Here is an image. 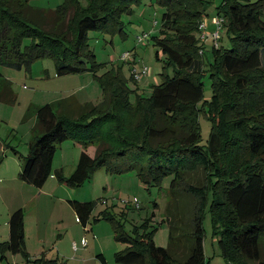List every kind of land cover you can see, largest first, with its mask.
Instances as JSON below:
<instances>
[{"label": "trees", "instance_id": "trees-1", "mask_svg": "<svg viewBox=\"0 0 264 264\" xmlns=\"http://www.w3.org/2000/svg\"><path fill=\"white\" fill-rule=\"evenodd\" d=\"M156 1L164 9L163 37L153 39L174 75L133 105L120 73L97 76L102 64L95 60L89 33L123 32L121 15L140 0H89L88 8L79 0H64L52 12L33 8L28 0H0V66L30 70L34 62L52 58L58 76L91 72L104 93L97 104H81L70 96L35 108L36 126L20 178L41 189L52 173L57 146L71 139L84 151L68 178L60 170L56 176L72 188L102 167L111 172L136 169L142 182L153 186L173 177L163 220L169 225L167 247L155 244L153 232L132 235L122 222L105 216L115 222V240L128 245L116 253V263L209 264L204 247L209 207L226 263L264 264V0H223L218 15L231 46L214 48L202 72L196 68L206 62L205 54H199L203 47L196 34L208 3ZM204 77L211 81L209 101L204 99ZM0 100L16 101L12 82L1 72ZM200 113L212 125L206 145L200 144ZM93 144L97 150L92 157L86 149ZM185 171L203 173L184 190L188 205L177 192ZM69 204L86 228L93 203ZM8 225L1 253H23L29 260L22 208L10 215ZM99 259L105 263L103 255ZM34 263L58 264V259L41 257Z\"/></svg>", "mask_w": 264, "mask_h": 264}, {"label": "rangeland", "instance_id": "rangeland-1", "mask_svg": "<svg viewBox=\"0 0 264 264\" xmlns=\"http://www.w3.org/2000/svg\"><path fill=\"white\" fill-rule=\"evenodd\" d=\"M28 1L35 7L55 10L64 0ZM204 1L208 4L202 19L203 27L196 34L200 47H203L199 54L202 58L205 54L206 61L202 60L201 66L196 68L201 72L212 59L214 48L222 50L231 46L225 26L219 29L217 43L212 38V34L217 31L215 21L220 17L218 7L223 0ZM79 2L83 8H88L89 0ZM163 12L164 9L158 1L140 0L132 5L130 12L121 15L123 32L117 29L112 33H89V45L95 54V60L102 64L97 70V76L120 73L133 105L141 97L149 98L155 86L174 75L173 67L168 64L166 55L155 45L153 39L163 37ZM144 36L148 38H143ZM126 53L128 56L123 59ZM144 68L148 69L147 74H141ZM0 72L12 82L16 97L14 103L0 100V145L9 146H5L1 152L6 156L0 162V179L10 177V210H13V206H18L17 204L24 209L26 252L30 257L28 260L23 253H6L7 257H2L0 251V264H35L34 261L41 257L58 259V264H118L115 262L116 253L128 245L115 240V222L106 219V215L122 222L123 228L132 235H136V231L141 235L153 232L155 244L167 247L169 225L163 220L169 202L172 176L164 177L159 185L153 186L144 184L136 169L111 172L102 167L81 187L72 188L66 182L58 180L56 171L59 169L63 177L68 178L75 170L84 149L81 144L67 139L57 146L52 173L41 189L28 185L20 178L22 160L29 153L36 126L35 108L70 96H74L81 104L101 103L104 93L100 80L91 72L58 76L56 62L52 58L34 62L30 70L0 66ZM202 80L204 99L209 101L212 97L211 81L208 77ZM198 123L200 144L206 145L211 132V121L204 113H200ZM87 150L93 157L97 150L96 145L89 146ZM202 176V171L183 173V180L177 190L178 200L182 204L189 203L184 191L188 184L200 180ZM3 182L0 186H3ZM23 187L28 189L26 194L31 191L24 201L16 196H20ZM34 193L36 197H32ZM72 199L93 203L87 228L78 222L75 211L68 202ZM14 201L16 205H12ZM5 218V209L0 202V224ZM204 228V247L209 264H227L219 248V238L214 235L209 207L205 212ZM0 229L8 228L0 226ZM35 254L37 255L34 256ZM99 255H103L105 263L99 259Z\"/></svg>", "mask_w": 264, "mask_h": 264}, {"label": "crops", "instance_id": "crops-1", "mask_svg": "<svg viewBox=\"0 0 264 264\" xmlns=\"http://www.w3.org/2000/svg\"><path fill=\"white\" fill-rule=\"evenodd\" d=\"M31 5V4H30ZM33 8H36V9H41V10H46V11H50V12H52V11H54V10H47V9H43V8H39V7H35V6H32ZM1 146V145H0ZM5 146L6 147H9L8 145H3V146H1L0 147V153L1 152H3L4 151V149H5ZM84 149V148H83ZM87 150V149H86ZM82 151H84V150H82ZM82 151H81V153H82ZM87 152H88V150H87ZM96 152V151H95ZM3 153H1V155H0V158L3 156V158H2V160H1V163H2V161H3V159L5 158V153L2 155ZM89 154V153H88ZM81 155V154H80ZM0 163V164H1ZM57 171H59V169L57 170ZM20 175V174H19ZM5 183H4V182ZM4 183L3 184V186H0V202L2 203V205H3V208L5 209V213H6V218L3 220V222H2V224H0V226H5V227H7L8 229L7 230H5V229H0V243H3V242H6V241H8V239H9V225H8V220H9V217H10V215L14 212V211H16V210H18V209H20V208H22L23 209V207H21L20 206V204H17L18 206H13V210H10V177H3V179L1 178L0 179V183ZM29 185V184H28ZM22 185L20 184V187H21ZM30 186H32V185H30ZM54 187H56L57 188V186L55 185ZM27 190L28 189H26L25 187H23L22 189H21V191H20V196L19 195H17L16 194V196L17 197H20V198H22L23 199V201L26 199V197L27 196H29V194H31L30 192L31 191H29V193L28 194H26V192H27ZM32 197H36V193H34V195H32ZM72 200H74V199H72ZM69 201H71V200H68V202ZM12 205H16L15 204V201L13 202V204ZM24 210V209H23ZM11 211V212H10ZM25 213V212H24ZM76 214V213H75ZM79 222V221H78ZM80 223V222H79ZM82 225V224H81ZM83 226V225H82ZM84 227V226H83ZM87 228V227H86ZM24 232H25V226H24ZM6 235V236H5ZM26 236V235H25ZM41 250H39V252H40ZM6 253H9V252H5V253H3L2 254V257H7V254ZM37 254H35L34 256H36ZM30 256H31V254H30ZM31 257H33V256H31Z\"/></svg>", "mask_w": 264, "mask_h": 264}, {"label": "built area", "instance_id": "built-area-1", "mask_svg": "<svg viewBox=\"0 0 264 264\" xmlns=\"http://www.w3.org/2000/svg\"><path fill=\"white\" fill-rule=\"evenodd\" d=\"M215 24L217 26V31L215 33L212 34V38L213 40L217 43V40H219V29L224 26V18L222 17H217L216 18V21H215ZM203 27V25H201V28ZM143 38H148V36H144ZM142 39V38H140ZM128 56V53L124 54L123 55V59L127 58ZM148 72V69L147 68H144L142 71H141V74H147ZM85 245V243H84Z\"/></svg>", "mask_w": 264, "mask_h": 264}]
</instances>
